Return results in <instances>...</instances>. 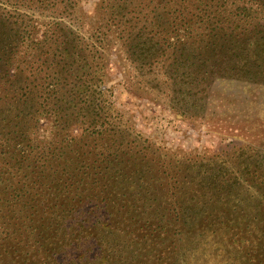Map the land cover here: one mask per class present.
Returning <instances> with one entry per match:
<instances>
[{
	"label": "rangeland",
	"instance_id": "rangeland-1",
	"mask_svg": "<svg viewBox=\"0 0 264 264\" xmlns=\"http://www.w3.org/2000/svg\"><path fill=\"white\" fill-rule=\"evenodd\" d=\"M123 1L126 12L120 17H125L124 23L108 25L103 36L99 17H106V24L110 0H0L4 12L19 22L18 28L26 21L33 33V40L21 45L16 59L29 57L28 63L34 61L36 69L42 70L29 83L26 78L23 81L28 90L38 89L33 111L40 122L31 144L36 155L32 152L31 157L38 166L51 161L65 166L60 171L64 180L70 173L81 174L83 182L75 177L71 190H86L83 197L101 192L100 200L88 199L91 202L83 207L84 219L98 218L100 225L84 229L82 237L92 241L104 234L98 236L100 243L98 238L93 242L97 246L91 252L92 263L102 252L99 264H119L121 257L132 258L135 253L139 264H174L179 254L180 264L263 263L264 83L251 80L249 73L215 77L210 82L202 74L201 62L188 58V53L175 54L176 67L166 76L161 66L154 72L142 68L146 61L139 60L156 54L159 41L166 46L187 41V18L212 4L209 0H200L202 4L190 0L191 7L186 0ZM244 1H251L247 7L257 12L258 5L252 0H221L219 5L234 10ZM129 11L141 19L126 22L131 18ZM56 23L63 26L57 29ZM64 24L75 31L73 37L80 45L84 40L93 46L86 59L76 55L75 65L80 73L88 74L82 77L90 88L86 94L77 91L73 98L65 90L59 95L63 85L58 87L49 78L61 72V67L51 64L57 61L50 53L59 45L54 41ZM237 25L242 28L243 22ZM162 28L167 31L159 34ZM37 40L38 49L34 46ZM254 62L248 64L250 70ZM3 94L0 88V98ZM17 116L13 111L2 116L0 145H14L3 137L4 126L7 134L25 131ZM58 122L62 125L56 127ZM86 122L101 130L100 135L92 129L84 131ZM33 128L34 124L30 132ZM16 149L12 147L11 152ZM83 161L88 168L81 171ZM72 193L64 190L61 197ZM231 231L246 240L249 231L253 232L252 244L231 247L230 239L219 237ZM109 246L113 252L106 250ZM20 258L25 259L24 255ZM90 260L91 256L81 264Z\"/></svg>",
	"mask_w": 264,
	"mask_h": 264
},
{
	"label": "trees",
	"instance_id": "trees-1",
	"mask_svg": "<svg viewBox=\"0 0 264 264\" xmlns=\"http://www.w3.org/2000/svg\"><path fill=\"white\" fill-rule=\"evenodd\" d=\"M121 1L123 0H110L107 7L111 13L108 15L109 18L106 24L104 23L106 17H99L101 20L100 27L105 30L102 32L103 36L108 33L105 29L108 25H114L115 22L124 23L125 17H120V15L122 11L126 12V10L122 9ZM198 1L201 3L200 0ZM220 1L209 0L212 6L207 4V7L201 10L203 13L191 15V12H188L190 17L187 18L185 27V32L188 33L186 36L187 41L169 46H166L164 41H159L156 54L145 57L144 60H139V62L146 61L142 68H149L150 71L153 70L154 72L158 66H161L162 71L165 70L163 74L166 76V73L171 74V71H174L173 67H176L175 54L178 55V52L182 55L188 53L191 55L188 58H195L201 62L202 74L210 82L215 77H245L249 73L251 80L264 83V74H257L264 72V0H252L258 5L257 12H252L247 7L251 4V1H244L241 7L234 6V10L226 9L223 6L224 4L222 6L219 5ZM123 2L131 4L128 0ZM186 2H188L189 7L192 6L190 0H186ZM214 7L216 9H213ZM217 7L221 9L218 10ZM193 9L199 10V8H194V6ZM142 11L138 13L142 14L140 13ZM133 13L132 11L128 12L127 15H130L131 18L126 19V22L141 19L140 15L135 16ZM144 16L146 18L147 14ZM14 18L13 15L5 13L0 7V88L5 96L0 98V109L3 110L2 114H0V121L2 120V123H5V117L2 116L4 113L7 114V112L13 111L21 117V121L25 125V131L22 130L20 133L14 131L7 134L6 126L3 127L1 132L3 137H8L7 140L10 139L14 145L8 144L6 147L5 145H0L4 149L0 150V264H47V262L48 264H65L68 260L70 261L69 264H81L89 256H91L92 260L87 264H99L101 263L100 256L104 252L100 253V256L95 257L94 263H92L91 252L97 246L93 242L97 243L98 236H103L104 234L97 235V238L92 239V241L90 238L82 237V235L84 234V229L100 225L98 218L90 222L84 219V214L87 215V212L83 210V207L85 203L91 202L93 199L100 200L101 192L94 197H83L86 190H80L79 188L75 191L71 190L73 184H76L73 182L75 177L80 178L81 183L83 182L84 178L81 177V174L71 175L70 173L65 179L66 182L62 184L65 180L60 178V171H64L65 166L62 167L61 164L55 163V161L38 166L36 165L38 161L31 157L32 152L36 155L35 147L31 144L32 140H34V134H38L34 131L39 128L40 122L36 120L37 112L33 111L35 94L38 89L28 90L24 86L23 81L26 78L25 81L29 83L32 80L31 78L37 77L38 70L40 69V73L42 70L41 67L36 69L37 64L34 61L29 64V57L16 59L21 45H24L28 40H33V33L29 30L26 21H24L22 28H18L19 22H13ZM239 22H243L242 28L237 25ZM56 25L58 29L59 26H63V23H56ZM60 30L62 34L54 41L55 45H59L52 52L50 51V54H54L57 61V63L51 64L61 67V72L48 75L51 80L53 78V81L55 80L59 84L58 87L63 85L58 88V90L61 89L58 91L59 95L65 90L73 98L77 91L79 93L82 91L86 94L90 88L89 82L83 80L82 77H88V74L80 73V68L75 65L77 63L76 55L78 58L83 57L86 59V53H91L92 50L89 49L93 46L91 44L85 45L84 40H82L83 43L80 45L78 38L73 37L75 31L67 29L66 25ZM239 30L240 32H238ZM166 31L167 29L162 28L159 34ZM80 36L79 38H82ZM162 42L164 43L162 44ZM34 43L35 48L38 49L40 45L38 40L37 42L34 41ZM164 46L167 47V51H164ZM25 55L29 54L25 53ZM30 56L32 58L35 57V55ZM171 58L173 59L170 60ZM254 60L253 68L250 70L248 64ZM21 61L24 62L21 63ZM15 62H19V64H14ZM47 70H52L51 65H48ZM253 70H257V72ZM14 77L17 78L14 81L15 85L12 80ZM168 78L171 79L172 76ZM62 80L68 81L64 83ZM76 80L79 81L76 82ZM159 83L167 84V82ZM27 86H30V84ZM32 94L34 97L30 98ZM11 105L12 107H10ZM33 124L34 128L30 132V126ZM96 124L99 123L96 122ZM60 125L62 124L58 122L56 127ZM82 125H84V131L86 132L92 129V132L98 134V136L102 132L96 126L91 128L92 123L90 124V122ZM13 128L15 129L16 126L14 125ZM9 135H14V138L12 139ZM12 147L17 149L11 152ZM69 147H71L70 144ZM70 152L72 153L73 150ZM85 162L83 161L82 163L81 171L84 168H88ZM58 175L59 178L57 177ZM99 183L97 181V190L100 188ZM64 190L74 192V196L72 193L69 197L62 198ZM55 192L57 194L53 199ZM88 199L91 200L89 201ZM225 232L227 231L225 230ZM219 237L224 238L226 241L230 239L233 242L231 247L246 248L249 244H252L250 241L253 240V232L249 231L248 240L244 237L240 238L242 237L240 234L232 231L229 236L222 234ZM99 239L100 243L101 240ZM114 240L118 241L115 238ZM87 247H90L89 251H86ZM26 249H28L27 252L25 251ZM106 250L113 252L112 246H109ZM247 253L246 256L249 257V251ZM34 254L36 255L34 256ZM21 255H24L25 259L20 258ZM141 256L142 254H139V258ZM109 257L110 254L106 252V259H110ZM180 257L179 254L174 264H180ZM115 258H118V255ZM120 261L118 262L119 264L140 263L137 260L136 253L133 254L132 258L131 256L126 259L121 257ZM226 264H236V262ZM261 264H264V262Z\"/></svg>",
	"mask_w": 264,
	"mask_h": 264
}]
</instances>
